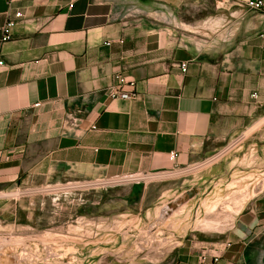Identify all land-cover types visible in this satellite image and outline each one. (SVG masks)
I'll use <instances>...</instances> for the list:
<instances>
[{
	"label": "crops",
	"instance_id": "crops-1",
	"mask_svg": "<svg viewBox=\"0 0 264 264\" xmlns=\"http://www.w3.org/2000/svg\"><path fill=\"white\" fill-rule=\"evenodd\" d=\"M0 60V230L60 222V211L47 216L45 207L64 212L60 197L83 190L62 186L205 162L194 205L217 201L205 218L226 214L231 225L220 234L175 231L190 235L174 246L175 264H256L248 248L264 224V7L252 10L247 0H0ZM116 74L135 98L110 97ZM72 115L80 126L65 122ZM144 181L126 189L137 192L138 215L123 204L133 198L121 200L118 216L127 223L140 221L150 200ZM226 200L231 210L220 211ZM115 201L89 199L77 209Z\"/></svg>",
	"mask_w": 264,
	"mask_h": 264
},
{
	"label": "rangeland",
	"instance_id": "rangeland-1",
	"mask_svg": "<svg viewBox=\"0 0 264 264\" xmlns=\"http://www.w3.org/2000/svg\"><path fill=\"white\" fill-rule=\"evenodd\" d=\"M261 163L263 162L259 160L258 165ZM207 164L209 163L203 162L189 168L141 175L145 181L140 188H144L147 183L146 186L152 190V195L148 197L150 200L142 210L141 220L136 222L127 223V220L118 216L122 210L121 200L127 201L130 198L133 199L123 204L130 205L131 215H138L139 207L133 206L139 198L137 192L131 194L126 190L131 186L130 182L116 186L99 182L94 187L83 190V197L87 199L113 198L118 201L108 208L88 206L80 211L77 209V194L80 191H72V195L65 198L61 196L60 201L65 200L67 207L64 212L52 204L44 209L45 212L49 210L50 214L47 216L51 217L59 210L60 222L51 218L49 223L19 225L11 230H0V264H175L177 257L174 246L179 241L185 242L190 236L188 234L186 238H179L177 233L173 234L175 231L183 235L191 230L220 234L227 232L231 225L227 222L226 214L222 219H225L224 221L205 218L206 211H217L214 205L217 201L203 203L201 210V200L194 205L196 199L201 197L198 176ZM62 187L65 190L73 189ZM48 189L52 191L57 187L52 185ZM192 189H196L195 194L185 200L186 194ZM104 191L107 194H104ZM162 194L163 197H160ZM245 194L243 192L242 196ZM52 197L49 195V198ZM220 197L226 196L220 194ZM73 200L76 203L69 205L68 201ZM174 202L177 206L169 207V204ZM218 209L231 210L229 201H223ZM106 212L114 215V218L104 222L101 216ZM80 215L83 217L80 218ZM91 215H95L92 216L95 218L90 217ZM55 217L58 218L56 213ZM248 249L251 256H256V264H264L263 226L251 240Z\"/></svg>",
	"mask_w": 264,
	"mask_h": 264
},
{
	"label": "built area",
	"instance_id": "built-area-1",
	"mask_svg": "<svg viewBox=\"0 0 264 264\" xmlns=\"http://www.w3.org/2000/svg\"><path fill=\"white\" fill-rule=\"evenodd\" d=\"M9 5L12 4L13 0H5ZM247 6L252 9V10H261L264 7V1L263 0H247ZM16 16L17 17H22L23 16V12L22 10H18L16 12ZM15 24V22L13 20H10L7 22V24L4 26V39H9L11 38V27ZM3 64V60H0V65ZM181 68L183 71H186L187 69V63L186 62H182L180 64ZM116 78L118 80V85L113 86L111 91L109 92L110 97L112 98H135L136 97V91L134 89L131 90H127L124 88V84L127 83L126 79L124 78L123 75L121 74H116ZM134 82H129V85H131L134 88ZM257 94L255 93L254 96H256ZM40 103H36V105H39ZM65 122L67 124H71L73 126H80L81 123V118L79 116L76 115H72V116H68L65 120ZM92 128L95 129L96 125H92ZM169 158L173 161L176 158V153L175 152H171V154L169 155ZM131 178V179H129ZM129 179V180H128ZM141 179V175L138 176H132V177H126V178H109V179H98V180H93V181H88V182H82V183H76L79 184L78 186H74V187H69V188H84L85 189H89V187H94L95 184L102 182L106 185L109 186H116L118 184L121 183H135L137 181H139ZM69 185V184H68ZM83 190H77L76 191H80L77 198V205H84L86 204L89 199L84 198L83 197ZM72 192H68L66 193V195H72ZM76 198V197H74ZM75 200V199H74ZM73 201H68L69 204H75L76 202ZM264 227V224H263ZM241 264H246L245 262L241 263Z\"/></svg>",
	"mask_w": 264,
	"mask_h": 264
},
{
	"label": "water",
	"instance_id": "water-1",
	"mask_svg": "<svg viewBox=\"0 0 264 264\" xmlns=\"http://www.w3.org/2000/svg\"><path fill=\"white\" fill-rule=\"evenodd\" d=\"M195 192H196V189H192V190L188 191V193L186 194V196H185L184 199L186 200V199H188L189 197L193 196V195L195 194ZM176 206H177V203H175V202L169 204V207H171V208H172V207L174 208V207H176Z\"/></svg>",
	"mask_w": 264,
	"mask_h": 264
}]
</instances>
